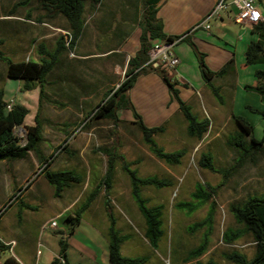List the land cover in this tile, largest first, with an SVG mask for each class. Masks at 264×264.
<instances>
[{
  "label": "rangeland",
  "instance_id": "374dc122",
  "mask_svg": "<svg viewBox=\"0 0 264 264\" xmlns=\"http://www.w3.org/2000/svg\"><path fill=\"white\" fill-rule=\"evenodd\" d=\"M21 2L0 0V52L2 57L13 62L24 59L18 55L23 45H29L30 51L36 53L41 41L51 46L66 31L63 20L43 19V12L35 3ZM174 5L169 0H162L158 7L164 15L166 12H184L191 14L192 19L198 12L191 3H179L178 8ZM97 7L94 10L86 8V17L98 10ZM95 14L93 25L108 24L107 19L99 24L102 19L95 20ZM111 18L113 29L124 25L117 14ZM214 22L213 19L208 22L211 36L203 29L189 32L194 25L180 35L191 33L197 40L205 39L207 43L235 53L234 61L239 68L244 65L243 68L250 69L239 74L241 81H250L252 70L260 66L244 63L248 44L243 46L238 40L239 25L231 22L221 29ZM135 26L139 24L135 23ZM247 32L253 34L250 30ZM222 34L225 37L218 39L217 36ZM197 43L200 53L211 52V45ZM80 45V51L85 52L84 39ZM74 47L66 46L64 57L75 58ZM173 53L179 64L174 70H165L171 81L177 82L174 87L179 91V98L188 106L195 121L200 123L207 119L209 123L200 139L187 132L188 123L178 112V102L160 77H145L146 73H155L150 66H145L146 73L139 74L142 78L133 84L131 93L134 109L145 124L162 127L152 134L150 144L133 123L130 109L119 110L120 121L116 123L93 116L104 93L107 90L112 93L125 79L126 65L123 68H54L43 85L40 101L38 87L17 96V102L29 109L28 124L34 125L37 115L42 140L25 158L0 161V241L21 238L18 247L12 249L14 255L18 249L32 254L37 241L51 242L53 235L48 228L41 238L35 223L70 204L67 213L78 214L83 224L107 225V230L102 232L97 228L99 238L103 237L105 243L112 224L114 231L122 237L119 243L121 255L142 259L141 264H194L196 260L191 258L190 252L200 244L205 246V252L197 260L203 264L208 260L214 264H232L225 259V254L231 251L244 255L247 260L253 257V243L249 237L225 243L222 236L227 229L239 227L232 208L242 206L250 197L264 194V116L260 113L264 101L257 93L247 91L237 92L231 99L220 90L219 98L213 96L201 75L199 58L188 41L177 43ZM30 58L35 60L34 54H30ZM204 62L209 68L205 59ZM5 66V61L0 58V87ZM223 78L224 73L216 75L213 85ZM184 79L188 84L186 87L182 84ZM204 86L206 89L202 90ZM233 115L242 116L253 126L252 135L263 140L261 151L240 155L236 146L230 145L231 138L239 132L244 146L250 143L249 135L241 131ZM13 133L16 143L23 146L27 125L15 127ZM154 148L179 155L166 159L158 156ZM106 153H115L108 187L102 183L107 171ZM205 157L214 170L221 171L213 172L202 166L201 162L207 160ZM56 171H72L78 176L77 181H69V185L62 187L58 196L54 195V186L45 179L46 172ZM132 176L151 179L137 182L136 196ZM93 192V198L89 199ZM137 198L154 215L152 220L158 231L154 247L145 236L146 220L138 208ZM101 214L103 216H99ZM65 222V214L56 219L58 225ZM16 227H24L25 234ZM53 233L59 239L62 237L58 231ZM79 238H82L81 234ZM8 253L6 247H0V261ZM85 260L82 259V263L88 264Z\"/></svg>",
  "mask_w": 264,
  "mask_h": 264
},
{
  "label": "trees",
  "instance_id": "16d2710c",
  "mask_svg": "<svg viewBox=\"0 0 264 264\" xmlns=\"http://www.w3.org/2000/svg\"><path fill=\"white\" fill-rule=\"evenodd\" d=\"M101 0H22L21 3H35L37 8L41 10L42 18L47 20H54L59 18L64 21V29L70 36L69 48L75 46L76 41L81 36L83 30V13L86 7L89 10H94L99 5ZM159 0H144L146 8L143 9L140 20L138 22L141 29L139 36V49L133 57H130L127 61V68L125 70V79L121 84L111 93L107 90L100 102L96 105L94 111V118L105 119L113 122L120 121L117 112L122 109H130L133 111V123H136L139 131L143 135L144 140L147 143H152L151 136L155 131L162 129L161 126H147L140 115L135 111L134 106L129 97V90L132 88L139 74L146 73L144 63L147 61V52L150 49V40H173L178 38L177 36L167 35L163 32V24L157 17V3ZM252 30L259 35L256 41L248 43L245 50V64L246 65H260L261 67L254 71L255 83L253 85L247 84L244 89L247 91L255 92L259 95L260 99L264 101V46L262 38L264 35V20L253 25ZM185 39V38H184ZM189 45L194 49L199 58V68L201 75L213 92L215 97H220L217 92V88L210 83L212 77L223 73L224 69L217 72L211 71L204 63V54L200 53L195 44L190 39H185ZM65 36H59L55 43L53 51H48L42 44L37 47V54L40 56L39 61L24 60L13 62L7 58L2 57L1 60L5 61V74L8 78L19 79L23 81L22 90H30L36 84L39 86V101L43 97L44 88L43 85L46 82V78L53 71L54 64L60 54L65 49ZM1 43V41H0ZM154 72L160 77V79L167 86L168 90L172 93L178 102L180 113L183 115L188 123L187 132L191 136H197L199 139L204 135L209 127L207 119L202 122L195 121L188 106L179 98V91L174 86L176 81H171L168 71L160 68H152ZM186 86V84H183ZM7 102L3 100V91L0 90V161H9L23 159L28 154V151L37 147L41 142L42 136L40 131V125L37 121V115L34 118V125L27 126L26 143L20 146L16 143L14 136V129L20 126L24 122V118L28 113L27 108L21 104H11L9 110L6 109ZM264 116V109L260 111ZM234 120L243 133L249 135V145L244 146L241 141V133H237L229 141L230 145L236 146L240 155L247 151H261L263 149V140H257L252 135L253 126L246 121L240 115H233ZM158 156L166 159L172 156H178L179 153H164L160 149H153ZM108 157L107 171L103 184L108 187V181L111 175V169L113 168V161L115 153H106ZM206 158V157H205ZM202 159H204L202 157ZM207 159V158H206ZM202 166H206L210 171L214 170L213 166L205 160V163L201 162ZM45 179L55 188L54 195L58 196L62 187L69 185V181H77L78 176L72 171H56L46 172ZM151 179H139L132 176L133 193L137 195L136 186L137 182L144 183ZM98 191V189H97ZM96 191V192H97ZM95 192L91 193L92 199ZM13 195L10 197L12 198ZM138 208L142 212L146 220V232L145 236L148 238L151 246H155L157 240L158 231L156 229V222L152 220L154 215L147 211L143 206V201L137 198ZM233 217L238 228L227 229L224 231L222 239L225 243H231L241 237H249L253 243V257L249 260L246 257L236 251H231L225 254V259L232 262V264H264V194L256 197H250L243 202V205L232 208ZM66 219L69 222L68 234L72 233L74 226L78 224L80 217L78 214L75 216L67 215ZM108 262L109 264H141L142 259L139 258H127L123 257L119 251V243L122 237L119 236L113 229L112 224L108 228ZM1 248H7L3 242L0 241ZM59 256L64 260V264H69L65 259V250L67 248L66 238L59 239ZM205 246L203 244L198 245L190 252L192 259H195L194 264H203L197 258L205 252ZM56 258L52 260V264H55ZM2 264H21L14 257L8 256ZM205 264H214L210 260Z\"/></svg>",
  "mask_w": 264,
  "mask_h": 264
},
{
  "label": "crops",
  "instance_id": "0c3cea01",
  "mask_svg": "<svg viewBox=\"0 0 264 264\" xmlns=\"http://www.w3.org/2000/svg\"><path fill=\"white\" fill-rule=\"evenodd\" d=\"M106 1L107 0H101L100 4L97 5L98 6L97 7L98 10H96L97 15L95 14L96 11H94L92 15L86 17L85 11H86V8L88 10L89 8L88 7L85 8L83 17H82L83 30H82L81 36L76 41L75 43L76 45L74 47L75 48L74 51L76 52L75 58H71V59L66 58L64 57L63 55L64 52H63L62 54L58 56L53 68H123L125 67V65L127 68L128 59L130 57H133L136 54L137 50L139 49V36L141 33V29L139 26H135V23H138L140 20L141 12H139V10L140 9L143 10L144 8H146V5L144 3V0H111V1L109 0L107 1V3ZM169 1L172 2V4H175L174 5L175 8H178L180 6L179 3L181 4L191 3L192 6H194V8L198 9V12L196 13V15L193 14L194 19H192L191 14L185 15L184 12L181 14H177V12H166V14L164 15L160 12V7H158V4L162 2V0H159V2L156 5L157 6L156 15L158 18H160L163 24V32L166 33L167 35L182 37V39L178 41L177 43L182 42L185 39L190 38L192 36L190 40L194 44L196 43L197 45H199L197 42H200L202 45H207V46L211 45L212 47L211 52L208 53L205 51L206 53H203L204 54L203 61L205 59L211 71L217 72L221 69H224L223 71L224 78L220 79V83H218L217 85H213L212 80L214 79L215 76L212 77L210 80V83H212V85L217 88V92H219V90L224 91V93L227 94V97L231 99L233 98L234 95L237 94V92L243 93V91H247L244 89V86L247 84L253 85L255 83L254 71L258 68H254V70H252L253 75L250 81L246 80L245 82H243L241 81L239 74L242 71H246V70L250 71V69L243 68L245 67L243 65V62L240 63V65H243V66L239 68L238 63L234 61L235 53L227 50L226 48H222L219 45L207 43L206 42L207 40L205 39L198 38L197 40V38L191 33H187V34L184 33L183 35H180L181 34L180 32H185L193 25L194 26L190 29L189 32H193L197 29L205 30L203 27H199L196 29H193V28L197 24L202 22L203 18L212 10L217 0H169ZM106 4L108 6H106ZM107 7H109V9ZM259 10L264 20V0H259ZM114 13L115 15L117 14L118 19L121 20V25L122 24L124 25L127 24V25L126 26L124 25L115 26L113 29L112 26L110 25V22L112 19L111 16H113ZM94 14L96 17L95 20L97 18L99 20L102 19L99 22V24H103L105 22V19L108 20V24L105 22L104 23L105 26L104 25H93L92 22L94 21ZM212 19L215 21L214 23L218 26V28H221V29H225L226 25L231 22L239 25V28L242 31L240 30V32H238V35H240L238 37V40L239 42L243 43V46H246V44H248L251 41H256L259 37V35L252 30V26H249V25H246L240 22H236L234 19V11L231 9L222 12L219 16H216L215 18H212ZM210 20L211 19H209V21ZM247 30H250L251 32H253V34H249ZM205 31L208 33L210 31V26H209V29ZM254 33H256V35ZM207 35H209V33ZM222 37L224 38L225 36H223V34L220 37L217 36L218 39H221ZM83 39L85 40V46H86L85 52L80 51V47H81L80 42H82ZM195 40H197V42ZM156 41L158 40H150L151 45L155 43ZM262 41H263L262 43L264 46V35H263ZM55 43L56 42H54L53 45L48 46L46 42L41 41L39 44H42L48 51H53L55 48ZM109 43H112V45ZM196 44L195 46L197 48ZM30 48L31 47H29V45L27 46L23 45L21 52L18 55L21 56L20 58H24V59L22 60L20 59V61L29 60V59L31 60L30 54H34L35 56V60L33 61H39L40 56L37 54V52L36 53L31 52ZM14 62H18V61H14ZM83 63L86 64L85 67H82ZM244 63H245V57H244ZM61 64H63V66H61ZM257 66H260V65H257ZM146 74H145L146 75L145 77H153V75L158 76L157 74L153 72L146 73ZM226 74L228 75L226 76ZM141 75H139L136 78L135 83L140 78H142ZM14 81H15V84H14ZM1 82H2V85L0 87V90L3 91V100L7 102L8 104H19L17 102L18 95L20 94L22 95L23 92L26 93L28 91L30 92L32 90H35L36 87L39 88V86L36 84L30 90H22L23 81L19 79L8 78L5 74V69H4V75L1 78ZM47 82L48 81L46 78V83ZM182 84H186V86H188L185 79L182 80ZM7 87L10 88V91H8L9 88ZM206 87H208L207 84H206ZM133 88L129 90L130 100L132 99L131 93L133 91ZM205 89L206 88L204 86L202 90H205ZM247 92H251V91H247ZM38 99H39V96H38ZM27 110H28V114H26V116L30 114L28 108ZM178 112L180 113V111ZM26 116L24 118L23 124L25 123V125L31 126L30 124L27 123L28 118L26 119ZM69 207H70V204H67L64 207L57 209V211H53V214L50 217H48L46 220H43V221L38 220L36 221V223L34 222L36 225L38 224L37 225L39 228L38 233L39 235H41V238L46 232L44 231L45 228H48V231H50L49 233H52L53 235V240L51 242H47L43 240L37 241L36 250L32 254L28 253V251H23L21 249H18V253L14 255L12 249L17 248L18 243H21L22 240L21 238H18V237L17 239H13L11 237L10 239L3 242L4 245L7 246V250L9 253L5 255V257H3L2 261L8 256H12L17 261H19L21 264H52V260L59 255V250H60V247L58 244L59 237L53 233L55 231L56 232L58 231L62 234V237L66 238L67 248L64 254H65V259L69 264H83L81 261L82 259H86L85 261L88 264H109L108 262V241L106 240V243H105V240L103 237L102 239H100L98 235L99 233L97 230V228H99V230L102 232L103 229L107 228V225L106 227H104L103 225L94 226L95 224H93L92 222H89V224L88 223L83 224L84 221L80 218L78 224L74 226V229L72 233L70 234H68L69 222L67 219H66L67 223L65 222V224L63 225H58V223H56L55 228H52L48 225L49 222H51L52 220L56 221V219L59 218L60 215L65 214V218L67 215H71L67 213ZM99 216H103V215L101 214ZM100 219L101 221L106 222L104 218L101 217ZM29 223H32V222L30 221ZM16 228L21 229L20 232L22 234H25L24 227L23 228L16 227ZM80 229H82V232L79 233ZM80 234L82 235V238H79ZM10 242H13V243H10ZM41 247L42 249L40 250L39 248ZM69 253H71V256H69ZM2 261H0V264H2Z\"/></svg>",
  "mask_w": 264,
  "mask_h": 264
},
{
  "label": "built area",
  "instance_id": "2783aa9c",
  "mask_svg": "<svg viewBox=\"0 0 264 264\" xmlns=\"http://www.w3.org/2000/svg\"><path fill=\"white\" fill-rule=\"evenodd\" d=\"M230 9L234 11V19L236 22L253 26L263 20L259 10V0H217L212 10L203 18L202 22L197 24L193 29L203 27L205 30H208L209 26L207 22L209 19L215 18L222 12ZM64 36L65 46L68 47L71 36L67 32H64ZM181 39L182 37L173 40L160 39L153 43L148 50V59L144 66L174 70L179 60L173 53V47ZM10 107L11 104H7L6 109L9 110ZM48 225L55 228L56 221L52 220ZM56 259L57 261L55 264H64V260L59 255Z\"/></svg>",
  "mask_w": 264,
  "mask_h": 264
},
{
  "label": "clouds",
  "instance_id": "9594fccd",
  "mask_svg": "<svg viewBox=\"0 0 264 264\" xmlns=\"http://www.w3.org/2000/svg\"><path fill=\"white\" fill-rule=\"evenodd\" d=\"M23 130V129H22ZM20 146H22V145H20Z\"/></svg>",
  "mask_w": 264,
  "mask_h": 264
}]
</instances>
